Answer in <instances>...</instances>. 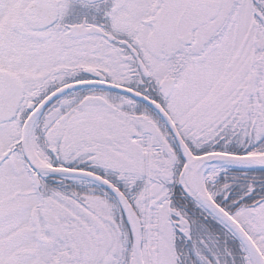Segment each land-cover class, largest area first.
<instances>
[{
	"label": "snow or ice",
	"instance_id": "1",
	"mask_svg": "<svg viewBox=\"0 0 264 264\" xmlns=\"http://www.w3.org/2000/svg\"><path fill=\"white\" fill-rule=\"evenodd\" d=\"M0 264H264V0H0Z\"/></svg>",
	"mask_w": 264,
	"mask_h": 264
}]
</instances>
